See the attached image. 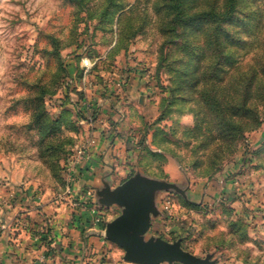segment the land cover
<instances>
[{
    "label": "rangeland",
    "instance_id": "rangeland-1",
    "mask_svg": "<svg viewBox=\"0 0 264 264\" xmlns=\"http://www.w3.org/2000/svg\"><path fill=\"white\" fill-rule=\"evenodd\" d=\"M227 1L0 0V229L19 197L72 190L99 124L132 157L111 188L135 174L177 187L155 194L147 237L214 264H264V0H236L220 24L181 20ZM101 186L85 203L104 236L120 208L99 203Z\"/></svg>",
    "mask_w": 264,
    "mask_h": 264
},
{
    "label": "crops",
    "instance_id": "crops-1",
    "mask_svg": "<svg viewBox=\"0 0 264 264\" xmlns=\"http://www.w3.org/2000/svg\"><path fill=\"white\" fill-rule=\"evenodd\" d=\"M134 89L129 90L131 98L140 95ZM110 113L109 109L101 110L100 121L105 126L111 122ZM129 121L123 120L119 129L127 130ZM101 128L99 124L93 126L90 135L94 142L80 161L78 181L72 190L58 193L47 189L34 195L29 191L27 198L19 197L16 222H9L7 217L0 229V264H125L104 239L101 224L94 221L95 212L92 214V207L85 203L88 192L102 185L106 176L113 184V179H123L130 169L123 166L132 157L123 155L118 144L109 146V133H101ZM0 219L4 220L3 216Z\"/></svg>",
    "mask_w": 264,
    "mask_h": 264
},
{
    "label": "water",
    "instance_id": "water-1",
    "mask_svg": "<svg viewBox=\"0 0 264 264\" xmlns=\"http://www.w3.org/2000/svg\"><path fill=\"white\" fill-rule=\"evenodd\" d=\"M163 189L176 190L174 184L135 174L122 184L111 188L104 178L95 190L100 204L115 205L120 214L106 223L104 236L124 251V260L137 264L180 262L182 264H214L181 248L180 242L161 237H147L152 218L159 215L155 194Z\"/></svg>",
    "mask_w": 264,
    "mask_h": 264
},
{
    "label": "trees",
    "instance_id": "trees-1",
    "mask_svg": "<svg viewBox=\"0 0 264 264\" xmlns=\"http://www.w3.org/2000/svg\"><path fill=\"white\" fill-rule=\"evenodd\" d=\"M237 13H238V7L236 4V0H228L222 12L203 11V12L195 13L190 17L181 18V20L202 19V20L212 21L216 24H220L224 21H227L229 18L236 16ZM206 103L208 109L211 110L217 118L221 119L220 123L225 122L230 127H234V128L236 127L233 125V121L228 119L224 114V105L219 99L215 98L214 96L207 97Z\"/></svg>",
    "mask_w": 264,
    "mask_h": 264
}]
</instances>
